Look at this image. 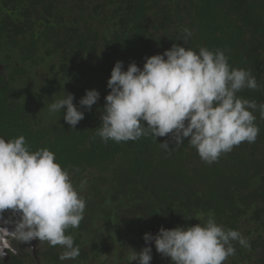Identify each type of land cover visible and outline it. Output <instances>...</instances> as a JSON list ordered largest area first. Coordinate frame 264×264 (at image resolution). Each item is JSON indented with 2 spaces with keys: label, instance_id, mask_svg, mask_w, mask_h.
Returning a JSON list of instances; mask_svg holds the SVG:
<instances>
[{
  "label": "trees",
  "instance_id": "obj_1",
  "mask_svg": "<svg viewBox=\"0 0 264 264\" xmlns=\"http://www.w3.org/2000/svg\"><path fill=\"white\" fill-rule=\"evenodd\" d=\"M184 28L193 33L187 45ZM173 44L223 50L232 68L248 70L258 84L237 96L264 104V0H0V48L29 81L24 96L6 107L7 93H16L1 87L0 137L23 135L31 151L48 148L69 171L86 201L72 235L83 264H138L130 257L148 246L145 233L194 226L210 215L250 245L233 241L235 255L224 264H264L254 255L264 247V119L258 110L256 141L242 142L211 165L188 138L177 146L171 133L119 143L96 135L115 63L143 68L146 57ZM91 89L100 98L89 111L79 101ZM67 93L85 113L75 129L47 107ZM166 141L169 148L160 144ZM151 247V264H171L154 242Z\"/></svg>",
  "mask_w": 264,
  "mask_h": 264
},
{
  "label": "clouds",
  "instance_id": "obj_2",
  "mask_svg": "<svg viewBox=\"0 0 264 264\" xmlns=\"http://www.w3.org/2000/svg\"><path fill=\"white\" fill-rule=\"evenodd\" d=\"M183 33L187 45L193 33L187 28ZM145 59L143 68L132 62L125 70L124 62L117 61L111 71L110 92L96 131L104 142L135 141L148 135L157 140L171 133L177 146L188 138L201 160L211 165L242 142L256 141L259 127L253 112L258 110L264 119V104L237 96L244 88L257 89L256 78L248 70L232 68L223 50L201 47L197 52L173 44ZM99 98L98 90H86L79 104L91 111ZM74 99L67 93L47 105L50 113L62 112L72 129L85 117ZM160 144L169 148L167 141ZM86 185L87 180H81L79 189ZM85 208L69 171L56 162L51 150L31 151L23 135L10 140L0 137V214L11 209L19 215L12 232L17 240L59 245L64 249L61 261L76 259L79 246L65 231L79 227ZM143 239L148 246L133 250L132 262L151 264L153 242L171 264H224L235 255L233 241L250 247L238 230L225 229L211 215L186 228L161 227L155 235L145 233Z\"/></svg>",
  "mask_w": 264,
  "mask_h": 264
},
{
  "label": "flooded vegetation",
  "instance_id": "obj_3",
  "mask_svg": "<svg viewBox=\"0 0 264 264\" xmlns=\"http://www.w3.org/2000/svg\"><path fill=\"white\" fill-rule=\"evenodd\" d=\"M18 65L19 64L12 59L5 50L0 48V89L6 85L11 91H15L16 93V95L7 93L9 101L4 102L5 107L7 105L10 106L13 101L16 103L20 95L23 97L24 95L22 92H24L26 84H29L28 79L26 83L20 79L18 72L15 70ZM30 72H32L30 78L33 80L38 70H36L35 67L30 70ZM3 89H5V87ZM19 219V215L14 213L11 209H7L0 214V264H83L78 260V257L76 259L61 261L59 255L64 249L59 245L53 247L47 242H40L38 239H34L28 243H22L17 240L12 235V232L15 230L16 223ZM79 228L80 227H69V230H67L68 235H75ZM254 255H256V257L259 256L260 260H264V247L256 251ZM101 258L104 259L103 255H101ZM92 262L93 261L89 260V263ZM254 262L255 260L253 259L243 264H254Z\"/></svg>",
  "mask_w": 264,
  "mask_h": 264
}]
</instances>
